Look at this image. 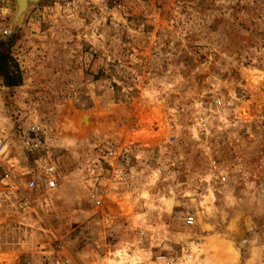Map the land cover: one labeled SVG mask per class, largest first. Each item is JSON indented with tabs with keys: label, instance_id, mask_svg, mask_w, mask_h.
Listing matches in <instances>:
<instances>
[{
	"label": "rangeland",
	"instance_id": "obj_1",
	"mask_svg": "<svg viewBox=\"0 0 264 264\" xmlns=\"http://www.w3.org/2000/svg\"><path fill=\"white\" fill-rule=\"evenodd\" d=\"M16 6L0 0L21 74L0 96L6 170L21 187L35 170L14 138L33 121L60 178L24 210L0 171V254L150 264L188 247L197 264H264V0ZM79 113L92 128L67 140L57 123Z\"/></svg>",
	"mask_w": 264,
	"mask_h": 264
},
{
	"label": "built area",
	"instance_id": "obj_2",
	"mask_svg": "<svg viewBox=\"0 0 264 264\" xmlns=\"http://www.w3.org/2000/svg\"><path fill=\"white\" fill-rule=\"evenodd\" d=\"M72 1L79 3L92 2L95 0ZM8 35L9 30L0 26V37L3 38ZM3 89V84L0 81V96ZM44 135L41 124L33 121L21 123L14 132V138L21 151L39 155V161L34 162L35 170L23 174L25 181L23 182L24 187H21L14 181L10 172L6 170L9 169L8 167L13 168L14 165L6 161L9 149L13 146V137H10L5 129H0V171L4 172L10 188L14 189L16 204L24 210H28L33 205L34 200L33 195H31L32 191L37 192L39 185L42 184L47 192H52L56 190L58 179L60 178L56 159H54V156L51 154V148L47 145ZM187 224H193L192 217L187 219ZM41 249L43 251L44 248L41 247ZM42 251H40L41 256L38 259L39 261L42 260L45 262V253H41ZM56 258L55 254L47 255V264H56V261H58ZM197 262V252L191 248L185 247L181 249L180 253H171L161 250V252H158L152 257L150 264H197ZM25 264H34V262L29 260L25 262Z\"/></svg>",
	"mask_w": 264,
	"mask_h": 264
},
{
	"label": "bare ground",
	"instance_id": "obj_3",
	"mask_svg": "<svg viewBox=\"0 0 264 264\" xmlns=\"http://www.w3.org/2000/svg\"><path fill=\"white\" fill-rule=\"evenodd\" d=\"M17 1V7H18V15L23 12V10L28 6V4L35 2L36 0H16ZM250 73L254 76L255 81L257 82L258 80L261 79V74L260 73ZM68 112V111H67ZM243 115L248 116V114H245V111L242 112ZM92 114L91 113H79L75 115H70V114H65L64 116L61 117L59 122L57 123L59 126L62 125L63 130H69V131H63L64 138L67 140H74L78 136H81L88 131L91 130L92 128ZM0 262L6 263V264H13L14 262V257L9 255H2L0 254ZM1 264V263H0Z\"/></svg>",
	"mask_w": 264,
	"mask_h": 264
},
{
	"label": "trees",
	"instance_id": "obj_4",
	"mask_svg": "<svg viewBox=\"0 0 264 264\" xmlns=\"http://www.w3.org/2000/svg\"><path fill=\"white\" fill-rule=\"evenodd\" d=\"M10 54V43L0 42V80L4 87L13 89L21 85V76Z\"/></svg>",
	"mask_w": 264,
	"mask_h": 264
},
{
	"label": "water",
	"instance_id": "obj_5",
	"mask_svg": "<svg viewBox=\"0 0 264 264\" xmlns=\"http://www.w3.org/2000/svg\"><path fill=\"white\" fill-rule=\"evenodd\" d=\"M14 2H15V5H16V1L14 0ZM17 7V6H16Z\"/></svg>",
	"mask_w": 264,
	"mask_h": 264
}]
</instances>
